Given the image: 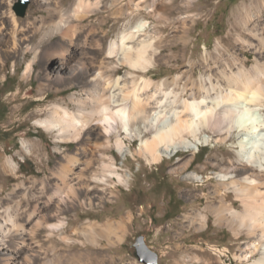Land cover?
I'll return each mask as SVG.
<instances>
[{"label": "rangeland", "instance_id": "1", "mask_svg": "<svg viewBox=\"0 0 264 264\" xmlns=\"http://www.w3.org/2000/svg\"><path fill=\"white\" fill-rule=\"evenodd\" d=\"M17 1L0 0V34L5 40L0 46V108L7 109L0 117V204L3 205L13 193L15 198L31 199L55 180L53 172L62 152L73 153L78 142L60 140L56 131H48L37 120L45 118L53 104H68L76 109L70 96L82 97L85 89L81 81L68 84L77 71H69L61 64L45 67L41 60H36L30 77L26 78L23 72L32 52L25 54L21 47L16 55L5 54L3 50L12 49L13 17L20 27L27 28L31 21L47 14L37 0H29L25 14L18 15ZM255 1L99 0L96 7L91 4L83 10L80 20H74L82 23L79 36L85 38L86 73L120 77L119 89L125 93L143 86L142 77H145L149 83L139 93L150 100L145 104L146 109L159 107L170 114L174 108H183V100L192 99L191 89L197 87L202 77L211 76L223 84L222 70L234 58L246 59L247 67L255 63L254 51L241 39L249 37L244 23L248 14L249 24L254 19H263L254 17ZM62 2L67 9L76 0ZM139 20L147 22L145 30L129 44L137 45L145 37L156 40L157 52L148 51L155 63L146 70L107 56L109 43L134 29ZM37 35L33 42L39 39ZM52 36L49 41L55 40L58 34ZM46 75L50 76L49 84L40 89L41 79ZM171 77H175L174 89L167 93L163 80ZM261 112L264 116V107ZM145 125L144 118L138 117L131 122L133 136L123 129L119 131L127 147L124 156L114 145L103 153L116 158L117 167L128 178V184L115 180L108 184L91 181L94 191L89 196L94 198V203L75 202L67 208L62 215L66 220L64 228L54 229L50 237L45 227L36 237L30 236L31 246L43 243L42 247H36L41 257H34L31 264L46 262L53 248L60 264H145L137 258L133 245L138 235H144L148 245L159 254L158 264H247L259 257V251L255 250L248 259L242 260L249 250L248 244L259 237V231L249 234L246 228L232 230L219 224L216 214V209L222 206V215L225 208H244L245 195L240 196L234 189L233 180L238 177L220 176L224 172L231 175L233 167H240L238 131L234 130L227 139L213 136L197 149H180L169 158L159 157L155 152L157 157L153 159V149L160 150L161 146L152 140V133ZM97 130L99 134H94L92 139L103 143L105 137L100 128ZM200 130L196 136L185 132L178 141L197 144L199 137L213 135L208 127ZM86 131L87 127L81 136ZM24 140L32 142L30 151L24 149ZM8 158L16 164H9ZM95 165L86 168L84 176H90ZM255 169L262 179L257 197L264 199V169ZM16 184L22 185L15 188ZM201 216L206 218L204 227L200 225ZM93 223L120 225L117 232L124 235L123 240L114 244L93 234ZM45 251L47 257L43 256ZM0 264L3 263L0 261Z\"/></svg>", "mask_w": 264, "mask_h": 264}, {"label": "bare ground", "instance_id": "2", "mask_svg": "<svg viewBox=\"0 0 264 264\" xmlns=\"http://www.w3.org/2000/svg\"><path fill=\"white\" fill-rule=\"evenodd\" d=\"M37 1L47 14L29 21L31 26L27 28L20 27L16 18L12 16L14 25L11 31L12 49L3 51L6 55H16L22 47L25 54L28 51L32 52L33 56L23 72L26 78L30 77L36 60H41L45 67L61 64L69 71L74 73L77 71L68 82L71 86L76 81H81L80 84L85 87L82 97L76 94L70 96V101L76 105V109H71L68 104L65 106L53 104L46 117L38 119L37 123L50 132L56 131L60 140L72 139L78 144L73 153L62 152L57 168L53 172L55 180L45 191H40L39 194L32 195L31 199L24 200L15 198L17 196L13 193L6 199V205L0 204V261L3 264H31L34 257L39 259L41 255L36 247H42L43 243L39 241L38 246H31L28 241L30 236L36 237L45 227L48 230L47 237H50L54 234V229L64 228L66 220L62 215L67 208L72 207L75 202L94 203V198L89 196L94 191L91 181L108 184L115 180L121 184H128V178L117 167L116 158L111 155L105 156L103 153L114 145L124 156L127 147L125 148L120 139L119 131L123 129L133 136L131 122L142 117L147 124L143 127L152 133V140L161 146L158 151L155 147L152 148L153 159L157 156L169 158L180 149H197L200 143L211 140L213 136L227 139L234 130L238 131L240 167L237 165L233 167L231 175L224 172L220 173V176L238 177L233 180L236 183L234 189L240 196L245 195L244 208L243 210L234 207L225 208L226 212L222 215V206L219 210L216 209V214L218 223L232 230L246 228L249 234L259 231V237L248 244L249 250L242 260L258 250L259 257L247 264H264V199L257 197L261 193L259 184L262 183V179L255 169H264V116L261 112L264 107V0L255 1L257 13L254 16H262L263 19H254L253 23L249 24L251 19L248 14L244 23L249 37L241 38L254 51L255 63L247 67L246 59L234 58L235 61L227 63L222 70L223 84L219 80L214 81L211 76L202 77L197 87L191 89L192 99L183 100V108H174L170 114L164 113L159 107L154 110L146 109L145 104L150 100L144 99L139 93V90L149 83L145 77H142L143 86L125 93L119 89L120 77L114 79L100 74L91 76L86 73L88 68L84 62L85 38L79 36L82 23L74 20H80L83 10L91 4L96 7L99 0L93 2L76 0L74 5L67 9L64 8L62 0ZM146 23L145 20H139L134 29L123 32L120 39L112 40L107 48V56L116 57L119 63L128 62L131 66L144 70L153 65L155 63L153 56L149 55L148 51L151 49L156 51L155 39L145 37L137 45L129 44L140 34V31L145 30ZM39 32H41L40 37L37 35ZM56 33L58 37L49 41ZM36 35L39 39L33 42ZM4 41L0 34V46ZM30 42L34 44L30 45ZM75 52L80 55H76ZM49 77L46 75L41 79L40 89L49 84ZM163 84L168 90L167 93H172L175 77L165 78ZM85 127L87 131L81 136ZM201 127L210 128L213 135L199 137L197 144L178 141L185 132L196 136L201 131ZM99 128L105 137L103 143H97L92 139L94 134H99L97 130ZM112 136L115 137V141ZM146 143L147 141H144V144ZM31 145L32 142L23 141L26 151H30ZM155 152H158L157 156L154 155ZM7 161L9 164H16L12 159L8 158ZM94 164H96L94 172L90 176H84L85 169ZM19 185L16 184L15 188ZM52 219H56L57 222H51ZM200 220L201 227H204L206 218L201 216ZM119 226L112 223L100 226L93 223L91 232L115 244L122 241L124 236L117 232ZM92 242L97 241L92 240ZM50 245L51 243L48 246ZM46 253L45 251L43 256L47 257ZM51 253V258H47L42 264L49 262L60 264L54 248L51 249Z\"/></svg>", "mask_w": 264, "mask_h": 264}, {"label": "water", "instance_id": "3", "mask_svg": "<svg viewBox=\"0 0 264 264\" xmlns=\"http://www.w3.org/2000/svg\"><path fill=\"white\" fill-rule=\"evenodd\" d=\"M28 4L29 0H18L15 4L16 13L23 16ZM133 245L139 261L145 264H158L159 254L148 245L144 235H138Z\"/></svg>", "mask_w": 264, "mask_h": 264}, {"label": "trees", "instance_id": "4", "mask_svg": "<svg viewBox=\"0 0 264 264\" xmlns=\"http://www.w3.org/2000/svg\"><path fill=\"white\" fill-rule=\"evenodd\" d=\"M7 109L5 107L0 108V117H2L6 113Z\"/></svg>", "mask_w": 264, "mask_h": 264}]
</instances>
